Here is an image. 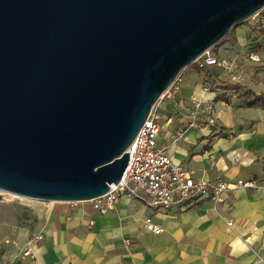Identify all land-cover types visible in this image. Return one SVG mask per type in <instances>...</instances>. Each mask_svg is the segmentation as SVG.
<instances>
[{
    "label": "water",
    "instance_id": "95a60500",
    "mask_svg": "<svg viewBox=\"0 0 264 264\" xmlns=\"http://www.w3.org/2000/svg\"><path fill=\"white\" fill-rule=\"evenodd\" d=\"M264 0H0V191L118 183L163 92Z\"/></svg>",
    "mask_w": 264,
    "mask_h": 264
},
{
    "label": "crops",
    "instance_id": "0c3cea01",
    "mask_svg": "<svg viewBox=\"0 0 264 264\" xmlns=\"http://www.w3.org/2000/svg\"><path fill=\"white\" fill-rule=\"evenodd\" d=\"M238 39L244 42L243 31ZM179 79L175 97L159 101L157 109L159 141L170 144L172 161L205 179L264 184V109L225 104L220 88L227 84L203 70L185 68ZM251 89L260 95L258 87ZM211 117L214 124L208 122ZM50 210L38 228L45 240L37 247V264H253L257 255L264 259V187L238 188L222 204L205 200L185 209H154L121 196L114 210L96 217L92 229L82 219L87 205L59 204ZM148 216L162 226L160 234L144 228ZM26 241L18 246L3 239V257L13 258L11 264H32L20 254Z\"/></svg>",
    "mask_w": 264,
    "mask_h": 264
},
{
    "label": "built area",
    "instance_id": "2783aa9c",
    "mask_svg": "<svg viewBox=\"0 0 264 264\" xmlns=\"http://www.w3.org/2000/svg\"><path fill=\"white\" fill-rule=\"evenodd\" d=\"M261 10L249 18L258 15ZM194 63L202 69H208L218 66L219 60L210 48L204 51ZM176 82H178V76L163 92L157 103L165 98L175 97L179 90ZM206 89H210L209 85ZM157 103L127 148L129 152L127 166L118 183L110 184L108 191L99 197L87 201L56 202L55 204H64L72 209L79 207L80 204L87 205L88 211L83 213L82 219L84 225L92 229L95 226L96 217L114 210L121 196L139 200L154 209H185L205 200L214 204H222L225 195L238 188L259 189L264 187V184L256 179H236L232 182L205 179L197 176L194 170L173 162L170 144L159 141L162 129ZM208 122L214 124L213 117ZM231 224L232 222L229 221L228 225ZM143 226L154 234H160L163 231L162 226L154 222L150 216L144 219ZM44 240L45 233L42 229L31 231L21 250V256L29 258L32 264H37L36 250ZM253 264H264V259L257 255L254 257Z\"/></svg>",
    "mask_w": 264,
    "mask_h": 264
},
{
    "label": "rangeland",
    "instance_id": "374dc122",
    "mask_svg": "<svg viewBox=\"0 0 264 264\" xmlns=\"http://www.w3.org/2000/svg\"><path fill=\"white\" fill-rule=\"evenodd\" d=\"M244 32V42L240 43L238 33ZM219 60V65L203 68L211 78L223 84H238L241 88L227 89L225 86L220 97L232 107L244 106V103L254 96L251 87L256 86L260 95L264 93V8L261 12L235 25L218 45L211 48ZM180 74L178 85L180 86ZM218 77H221L220 80ZM215 85H211L214 88ZM216 87H219L217 85ZM158 105V103H157ZM160 121V120H159ZM160 124L162 125L161 121ZM6 198L13 196L0 192ZM0 194V264H11L13 258L3 257V239L8 243L16 242L19 246L28 238L33 230L43 226V217L49 218L50 208L59 204L43 203L39 200L15 197L12 200L4 199ZM60 203V202H59ZM46 206H49L46 208ZM63 206H65L63 204ZM79 206H83L80 204Z\"/></svg>",
    "mask_w": 264,
    "mask_h": 264
},
{
    "label": "trees",
    "instance_id": "16d2710c",
    "mask_svg": "<svg viewBox=\"0 0 264 264\" xmlns=\"http://www.w3.org/2000/svg\"><path fill=\"white\" fill-rule=\"evenodd\" d=\"M187 68H190L192 70H199V71L203 70L196 63H191ZM226 88L231 89V90H236L238 88H241V86L238 84H227ZM223 100L225 101V99H223ZM245 105L248 107L257 106V107H261L264 109V96L263 95H254L253 99L247 101Z\"/></svg>",
    "mask_w": 264,
    "mask_h": 264
},
{
    "label": "bare ground",
    "instance_id": "6f19581e",
    "mask_svg": "<svg viewBox=\"0 0 264 264\" xmlns=\"http://www.w3.org/2000/svg\"><path fill=\"white\" fill-rule=\"evenodd\" d=\"M0 192H4V191H0ZM4 193H7V194H11V195H13V196H8L7 198L4 196V195H2L1 193V195L3 196V198L4 199H9V200H12V199H14L15 197H20V196H18V195H15V194H12V193H9V192H4ZM21 198H24V197H21ZM31 200H36V199H31ZM39 201H41V200H39ZM43 203H46L47 201H42ZM49 203H53V204H55L56 202H54V201H48ZM61 203V202H60Z\"/></svg>",
    "mask_w": 264,
    "mask_h": 264
}]
</instances>
